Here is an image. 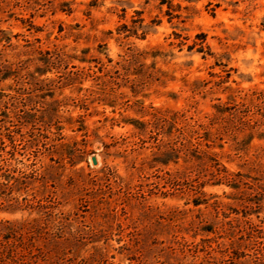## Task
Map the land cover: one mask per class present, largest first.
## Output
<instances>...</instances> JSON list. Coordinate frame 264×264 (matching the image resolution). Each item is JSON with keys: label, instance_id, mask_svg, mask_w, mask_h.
Returning a JSON list of instances; mask_svg holds the SVG:
<instances>
[{"label": "rangeland", "instance_id": "rangeland-1", "mask_svg": "<svg viewBox=\"0 0 264 264\" xmlns=\"http://www.w3.org/2000/svg\"><path fill=\"white\" fill-rule=\"evenodd\" d=\"M0 264H264V0H0Z\"/></svg>", "mask_w": 264, "mask_h": 264}, {"label": "water", "instance_id": "water-1", "mask_svg": "<svg viewBox=\"0 0 264 264\" xmlns=\"http://www.w3.org/2000/svg\"><path fill=\"white\" fill-rule=\"evenodd\" d=\"M91 159H92L93 162H96L95 156H92Z\"/></svg>", "mask_w": 264, "mask_h": 264}]
</instances>
